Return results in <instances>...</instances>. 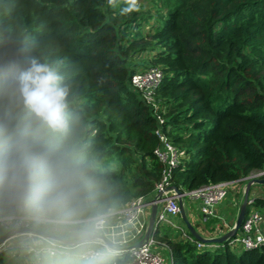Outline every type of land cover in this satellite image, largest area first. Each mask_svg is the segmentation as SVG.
I'll return each mask as SVG.
<instances>
[{
  "label": "trees",
  "instance_id": "16d2710c",
  "mask_svg": "<svg viewBox=\"0 0 264 264\" xmlns=\"http://www.w3.org/2000/svg\"><path fill=\"white\" fill-rule=\"evenodd\" d=\"M166 2L167 14L146 33L152 16L121 15L124 0L115 8L107 0H0V62L58 65L122 207L150 197L162 177L157 120L131 85L152 68L164 73L156 100L168 136L187 155L173 170L177 188L264 170V0ZM142 54H152L148 64ZM161 231L174 264H264V245L210 250Z\"/></svg>",
  "mask_w": 264,
  "mask_h": 264
},
{
  "label": "clouds",
  "instance_id": "9594fccd",
  "mask_svg": "<svg viewBox=\"0 0 264 264\" xmlns=\"http://www.w3.org/2000/svg\"><path fill=\"white\" fill-rule=\"evenodd\" d=\"M124 4L121 15L140 11ZM78 108L57 64L0 62V252L13 264H135V224Z\"/></svg>",
  "mask_w": 264,
  "mask_h": 264
},
{
  "label": "built area",
  "instance_id": "2783aa9c",
  "mask_svg": "<svg viewBox=\"0 0 264 264\" xmlns=\"http://www.w3.org/2000/svg\"><path fill=\"white\" fill-rule=\"evenodd\" d=\"M163 78L164 73L160 68H152L134 75L131 79L132 87L146 105L152 109L157 120L158 128L155 133L160 144L154 154L163 168L161 180L156 184L150 197H139L122 207V215L126 219H131L135 224V227L131 229L133 239L126 247L125 259H131L135 264H174L168 244L156 238V233L163 223L171 225L181 232L177 236L178 240L196 243L199 248L214 250L227 246L234 253L260 248L264 245V203L260 206H257L256 203L259 200L264 202V184L259 183L264 173L258 175L253 173L241 181L208 185L192 191H182L174 185L173 170L184 165L187 155L169 138L168 132L171 128L166 125L168 119L163 116L166 112L161 110L156 100V93ZM240 182L245 184L240 186ZM255 188L259 190L257 194H253ZM238 189L243 192L244 199L242 204L237 200L234 201L233 208L238 211V217L244 207H246V213L242 225L236 230L238 218L230 225L227 223V226L224 224V218L221 217V210L231 191L236 193ZM187 197L192 202H199L202 213L200 228L205 227V223L222 220V229H218L220 232L214 233L210 239H207L206 236L201 237L197 231L191 232L183 219ZM154 209L157 211L155 221L152 220ZM186 219L189 221L188 217ZM189 222L192 224L191 220ZM219 239H224V242H217L216 240ZM166 252H169V256Z\"/></svg>",
  "mask_w": 264,
  "mask_h": 264
},
{
  "label": "rangeland",
  "instance_id": "374dc122",
  "mask_svg": "<svg viewBox=\"0 0 264 264\" xmlns=\"http://www.w3.org/2000/svg\"><path fill=\"white\" fill-rule=\"evenodd\" d=\"M139 5H140V13L142 15H150L152 18H149V21L145 25V32L150 33L154 31L156 26H158L157 19L158 16H165L168 11V3L166 0H139ZM139 13V14H140ZM150 57H152V54H142L141 57H139V62L142 63H147L150 60ZM259 173H264V170L261 172H255L254 175H258ZM261 179L264 180V176H261ZM244 182H240L239 185L242 186L244 185ZM258 189L255 188L253 189V194L258 193ZM237 193V194H236ZM231 191L226 204L225 208L222 209V214L223 218H230L233 214L238 215V211L233 208L234 201H238L239 203L242 204L243 202V192H240L238 189L237 192ZM252 211V208L250 209ZM185 216V217H184ZM183 216V219H186V216L188 217L189 221L191 220L192 224L191 226L195 231L201 234V237H207V239H210V237H213V234L216 232H220L218 229H222V220H216L212 223L208 222L205 223V227H201V220H202V213L199 207V202H192L190 198H186V212ZM182 220V219H181ZM194 220L196 221L194 223ZM173 221H176V219H173ZM190 223V222H189ZM181 226L183 227V224L181 223ZM185 228V227H184ZM186 229V228H185ZM161 232L162 235L164 234H170L173 237H176L181 234V232L178 229H175L173 226L168 225L166 223L162 224L161 227ZM178 240V239H177ZM211 245V244H210ZM211 247V246H210ZM241 248V246H239ZM3 254V264H13V261L10 260L4 252H0V254ZM166 254L169 256V252H166Z\"/></svg>",
  "mask_w": 264,
  "mask_h": 264
},
{
  "label": "water",
  "instance_id": "95a60500",
  "mask_svg": "<svg viewBox=\"0 0 264 264\" xmlns=\"http://www.w3.org/2000/svg\"><path fill=\"white\" fill-rule=\"evenodd\" d=\"M259 183L261 184H264V180H260ZM246 207H244L241 211V214L240 216L238 217V222L236 224V230H238L240 228V226L242 225V222H243V218L245 216V213H246V210H245ZM156 209L153 210V214H152V220L155 221V216H156ZM186 221V224L188 226V228L191 230L192 233H195V230L193 229V227L191 226V224L189 223V221H187V219H185ZM199 238V237H197ZM201 239V238H199ZM217 242H224V239H219V240H216Z\"/></svg>",
  "mask_w": 264,
  "mask_h": 264
},
{
  "label": "crops",
  "instance_id": "0c3cea01",
  "mask_svg": "<svg viewBox=\"0 0 264 264\" xmlns=\"http://www.w3.org/2000/svg\"><path fill=\"white\" fill-rule=\"evenodd\" d=\"M222 209H224V206L222 207ZM187 217V216H186ZM221 217L223 218L224 216H223V214H222V212H221ZM238 218V215H236V214H233L230 218H225L224 219V224L225 225H227V223L230 225V224H232V223H234L235 221H236V219ZM192 222V221H191ZM196 221H194V223H195ZM193 223V222H192ZM223 224V225H224ZM228 226V225H227ZM160 235L162 236V232L160 233Z\"/></svg>",
  "mask_w": 264,
  "mask_h": 264
}]
</instances>
